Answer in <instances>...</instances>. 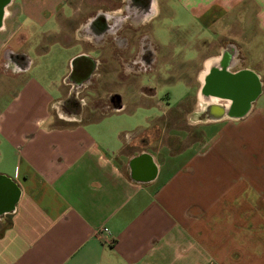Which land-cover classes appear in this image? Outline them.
Segmentation results:
<instances>
[{"label": "crops", "instance_id": "crops-1", "mask_svg": "<svg viewBox=\"0 0 264 264\" xmlns=\"http://www.w3.org/2000/svg\"><path fill=\"white\" fill-rule=\"evenodd\" d=\"M39 1L22 0L9 29L19 23L30 36L31 26L47 25L52 17H46ZM195 1L187 3L195 15L223 9L222 17L210 20L214 23L240 0ZM256 4L254 45L264 39V0ZM60 11L51 13L58 24L48 32L73 39L61 43L69 53L64 88H55L61 97L53 99L26 79L23 93H39L42 102L23 105L24 94L17 92L0 113V165L13 161V173L0 169V174L8 173L19 187L13 209L0 216V264H264V99L259 102L264 48L252 62L261 70L247 61L260 71L261 92L245 113L232 115L226 109L204 126L193 123L203 138L181 132L172 140L158 134L166 121L148 105L141 106L147 110L142 116L127 114L130 120L121 115L125 107L67 112L72 104L65 108L63 101L74 88L66 84L67 77L78 61L88 65L95 58L86 49L73 52V45L89 46L94 34L84 31L85 19L75 25L68 21L79 11L66 19ZM4 35L5 27L0 38ZM29 71L10 78L20 83ZM161 110L169 115L171 108ZM110 113L119 115L100 125L99 117ZM206 126L212 131L203 130ZM133 130L152 135L151 142L132 139Z\"/></svg>", "mask_w": 264, "mask_h": 264}, {"label": "flooded vegetation", "instance_id": "flooded-vegetation-1", "mask_svg": "<svg viewBox=\"0 0 264 264\" xmlns=\"http://www.w3.org/2000/svg\"><path fill=\"white\" fill-rule=\"evenodd\" d=\"M165 1L120 0L119 5L122 6L118 10H96L85 22L87 28L84 31L92 32L95 42L109 37L107 42L111 45V57L122 56L120 59H122L125 84L129 90L125 103L123 96L114 90L115 80L110 75L111 92L107 93L106 99L100 101L101 106L97 107L108 106L113 110H119L115 108L122 106L127 110L130 106L149 105L161 112L159 120L166 121L165 131L158 132L160 136L167 135L172 140H178V133L182 132L194 139H200L204 137V133L200 130L195 131L193 123L197 122L198 126H204L212 116L221 118L226 109L231 111L239 106L234 94H224L216 89L213 91L215 76L219 72L235 74L245 70L259 74L246 65L250 60L249 49L232 41L222 40L221 46L217 50H212L209 43L202 41L194 43V40L187 39L180 29H176L171 31L172 39L163 48L155 37L157 27L155 28L153 24L160 18ZM13 2L14 0L7 5L0 25V29L5 27L4 38L0 41V71L4 67V73L7 75L24 72L30 62L26 51L29 48V34L27 35L23 26L16 22L14 29L10 30L9 22L6 20L7 8ZM65 2L74 9L73 0H65ZM182 2L187 5L188 0ZM76 9L81 10L80 7ZM208 17L210 15L204 18L208 19ZM195 18L199 19L197 16ZM202 26L210 28L208 24ZM178 44L184 48H196L197 59L188 58L180 63L179 58L183 57V54L178 49L175 51ZM213 52L215 55H212ZM213 59L214 62H210ZM77 63L76 71L67 77L66 84H73L74 91L64 101L65 108L70 104H72L71 108L73 105L79 109L83 106L89 107L87 102L83 103L82 99L76 96L79 94L76 90L85 88L88 91L93 90L95 87L93 86L92 89L90 85L99 84L102 80L103 74L97 72L100 66L96 59H88V65L82 61ZM11 65L12 68L8 69ZM105 80L103 78V83ZM176 80L183 82L187 93L172 105L169 101L171 92L164 86L172 85ZM161 88L164 89L165 99L159 98ZM93 91L95 92L96 89ZM164 107L171 108L169 115L161 110ZM173 122L177 123L176 127H172ZM129 136L146 144L152 140V135H138L134 130Z\"/></svg>", "mask_w": 264, "mask_h": 264}, {"label": "rangeland", "instance_id": "rangeland-1", "mask_svg": "<svg viewBox=\"0 0 264 264\" xmlns=\"http://www.w3.org/2000/svg\"><path fill=\"white\" fill-rule=\"evenodd\" d=\"M120 0H73L72 7H70L69 4L65 2V0H40L39 1V7H41L47 18H54L51 13H54L56 9L59 8L60 15H62V18L70 17L71 13L73 11L77 10L76 8L80 7L81 10L78 14H76L73 18H68L73 25L81 22L83 19L86 21L89 20V18L92 16V14L98 10H111V7L118 8L122 5H119ZM123 1V0H121ZM187 1V0H186ZM197 1V0H196ZM195 1V2H196ZM234 1V0H233ZM262 2V0H260ZM22 0H14L13 4L9 5L6 11V20L9 22L11 19H13L14 11L19 8V3H21ZM118 4H117V3ZM235 2V1H234ZM259 2V1H258ZM257 0H240L238 4H236L231 11H229L224 18L217 19L214 23H210V19L213 20L214 15H218L217 17L223 16V9H215L213 10V13H210V17L208 19L204 18L205 16L195 15L199 17V19H196L194 16V13L187 7V5H184V2L182 0H166L164 3V6L162 7V14L158 21L154 22L153 26L156 28L157 33H155V37H157V41L162 44V47L165 48L166 44L169 43V41L172 39L171 31L180 29L181 33H184L186 35V38L189 40H194L195 42H207L212 46V50H217L219 46H221L220 42L222 40L226 41H232L234 43H239L242 46H246L249 44V58H250V66H253L254 68L261 70V65L254 62H252L256 59V55L258 54V50H261V48H264V39L259 40V44L255 43V45L252 43L251 38V29H252V14L255 13V11L258 10L257 6ZM116 4V5H115ZM58 12L55 14V17L58 16ZM77 13V12H76ZM222 14V15H221ZM50 16V17H49ZM203 17V18H202ZM49 21L47 25L44 27H38V26H31L29 23V26H31V35L29 38V48H28V57H29V73L26 75L20 76V83L19 80L11 79L10 75H7L4 73V67L0 71V113L3 112V109H5L7 106L10 105V100H12V96L15 95L17 92L21 94L24 91V85L22 81H26V79H32L35 82L38 83L39 86L42 88L44 87L49 94L53 97V99L61 97V92H55V88H64L63 86V76L65 72V65L68 58V51L66 48H63L61 43H64L66 39L70 38L71 42H73L72 35L65 34L63 36H59L57 34L49 33V28H53L58 24V21L55 19ZM210 18V19H209ZM64 19V21H66ZM210 25V28H203L202 25ZM242 30H245L244 33L237 32V28ZM85 29V28H84ZM188 33H190L188 35ZM91 46L90 48L86 43H83L82 41H79L73 45V52L85 50L89 52L92 56H95L96 61L99 60V64L97 72H100L103 74L102 80L99 82V84H93L90 85V88L96 89L94 92L93 90H76L79 91V94L76 96L79 97V99H82L83 103H88V106H101V103L106 99L107 93L111 92V79H109V75L111 73L115 74L116 76H119L115 78L114 83V90L118 93H120L123 96V101L126 103V96L129 93L128 88H126L125 79H124V71H123V64H122V56L119 57H113L111 61V45L108 44V36L105 37V39L99 40L95 42L94 35H91ZM2 39L0 38V41ZM37 45V48H34V46ZM110 46V47H109ZM95 48V49H93ZM254 48V51H253ZM182 51L183 57L179 58V62L182 63L186 59L195 58L197 59V49L196 48H184L182 45L178 44L175 48L176 50ZM124 54V53H123ZM212 55H215V52L212 53ZM94 58V59H95ZM98 58V59H97ZM197 61V60H195ZM210 62H214V59ZM209 62V63H210ZM247 66L249 64L246 63ZM112 67V72H111ZM12 65L8 68L11 69ZM181 72L184 70H180ZM257 72V71H255ZM260 74V71L257 72ZM103 78H105V82L103 83ZM145 79V77H143ZM142 80V79H141ZM145 83V82H144ZM110 84V85H109ZM94 86V87H93ZM169 86V87H168ZM167 87L164 86L166 89L170 90L171 97L169 98V101L172 105L176 104L179 99H181L182 96H184L187 93V90L185 89L183 82L180 80H176L174 84L168 85ZM9 89V90H8ZM165 89V90H166ZM164 90V89H163ZM159 90V98L165 99L164 97V91ZM7 91V92H6ZM60 91V90H59ZM74 91V88H73ZM6 92V93H5ZM5 93V94H4ZM22 99L20 103L23 105H38L43 100V96L38 94H31V92L23 93ZM102 94V95H101ZM101 98V96H103ZM67 98V97H66ZM264 99L263 96L259 97V102L261 103ZM65 101V100H64ZM63 101V103H64ZM100 101H102L100 103ZM15 103V102H13ZM100 104V105H99ZM12 105V104H11ZM149 106V105H148ZM85 106H83L84 108ZM103 107V109L107 108ZM62 108V106H61ZM79 109L78 107H73L67 112L72 113H78L81 114L82 109ZM111 107H109L110 109ZM154 107H151L148 110H153ZM62 110V109H61ZM63 111V110H62ZM64 112V111H63ZM80 112V113H79ZM136 112L137 115H143L147 112V110L144 109V107L139 106H130L126 111H124L121 115H129ZM117 115L116 113H110L109 115L105 117H99L98 121L100 125H104L105 123L111 122V119H114ZM120 115V116H121ZM127 115V116H128ZM130 116V115H129ZM128 116V120H130ZM85 119V118H84ZM144 122V121H142ZM132 125V124H131ZM132 126H129L131 128ZM132 129V128H131ZM203 130H207L211 132V126H206L203 128ZM0 169L6 170L8 173H13V161L8 160L2 163L0 165ZM5 173V174H8ZM11 173V174H12Z\"/></svg>", "mask_w": 264, "mask_h": 264}, {"label": "water", "instance_id": "water-1", "mask_svg": "<svg viewBox=\"0 0 264 264\" xmlns=\"http://www.w3.org/2000/svg\"><path fill=\"white\" fill-rule=\"evenodd\" d=\"M12 0H0V25L5 9ZM213 91L216 89L224 94H234L238 100V107L229 111L232 115H242L250 107L252 101L261 92V80L252 71L245 70L235 74L219 72L215 76ZM223 89V90H219ZM118 106L115 109H120ZM19 197L17 183L8 175L0 174V216L11 211Z\"/></svg>", "mask_w": 264, "mask_h": 264}, {"label": "built area", "instance_id": "built-area-1", "mask_svg": "<svg viewBox=\"0 0 264 264\" xmlns=\"http://www.w3.org/2000/svg\"><path fill=\"white\" fill-rule=\"evenodd\" d=\"M103 231H105V232H109V231H108V228H106V227L103 228Z\"/></svg>", "mask_w": 264, "mask_h": 264}]
</instances>
